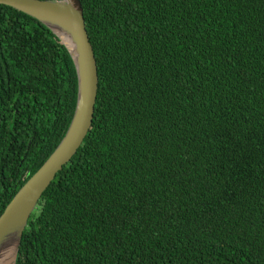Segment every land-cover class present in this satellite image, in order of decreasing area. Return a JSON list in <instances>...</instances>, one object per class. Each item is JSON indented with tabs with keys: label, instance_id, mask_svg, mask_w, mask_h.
<instances>
[{
	"label": "trees",
	"instance_id": "1",
	"mask_svg": "<svg viewBox=\"0 0 264 264\" xmlns=\"http://www.w3.org/2000/svg\"><path fill=\"white\" fill-rule=\"evenodd\" d=\"M99 88L16 264H264V0H81ZM77 72L0 4V216L74 117Z\"/></svg>",
	"mask_w": 264,
	"mask_h": 264
},
{
	"label": "water",
	"instance_id": "2",
	"mask_svg": "<svg viewBox=\"0 0 264 264\" xmlns=\"http://www.w3.org/2000/svg\"><path fill=\"white\" fill-rule=\"evenodd\" d=\"M0 4L23 11L50 28L69 51L78 79L76 109L66 135L0 216V261L16 264L29 218L43 193L77 153L92 127L99 72L81 0H0Z\"/></svg>",
	"mask_w": 264,
	"mask_h": 264
},
{
	"label": "bare ground",
	"instance_id": "3",
	"mask_svg": "<svg viewBox=\"0 0 264 264\" xmlns=\"http://www.w3.org/2000/svg\"><path fill=\"white\" fill-rule=\"evenodd\" d=\"M0 264H9V261H6V260L4 262L0 261Z\"/></svg>",
	"mask_w": 264,
	"mask_h": 264
}]
</instances>
